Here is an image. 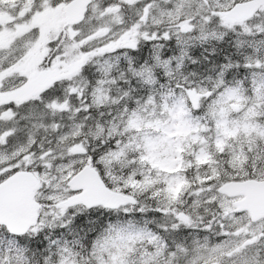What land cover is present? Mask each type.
Returning a JSON list of instances; mask_svg holds the SVG:
<instances>
[{
  "label": "snow or ice",
  "instance_id": "6c2138e0",
  "mask_svg": "<svg viewBox=\"0 0 264 264\" xmlns=\"http://www.w3.org/2000/svg\"><path fill=\"white\" fill-rule=\"evenodd\" d=\"M0 264H264V0H0Z\"/></svg>",
  "mask_w": 264,
  "mask_h": 264
}]
</instances>
